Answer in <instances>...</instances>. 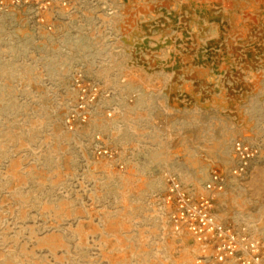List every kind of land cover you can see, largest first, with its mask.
<instances>
[{
    "label": "rangeland",
    "instance_id": "374dc122",
    "mask_svg": "<svg viewBox=\"0 0 264 264\" xmlns=\"http://www.w3.org/2000/svg\"><path fill=\"white\" fill-rule=\"evenodd\" d=\"M169 175L264 247V0H0V264L208 263Z\"/></svg>",
    "mask_w": 264,
    "mask_h": 264
},
{
    "label": "built area",
    "instance_id": "2783aa9c",
    "mask_svg": "<svg viewBox=\"0 0 264 264\" xmlns=\"http://www.w3.org/2000/svg\"><path fill=\"white\" fill-rule=\"evenodd\" d=\"M233 150L236 165L231 169L230 174L243 176L259 155V150L243 140L235 141ZM104 154L112 156L108 150L104 151ZM167 182L169 185L167 203L175 206L172 215L175 232H188L205 253L211 251L209 262L201 260L199 264H222L235 258L243 264H264V247L260 242L219 222L212 213L210 197L194 200L173 175L168 176ZM224 186V177L215 172L206 188L215 193L222 191Z\"/></svg>",
    "mask_w": 264,
    "mask_h": 264
}]
</instances>
